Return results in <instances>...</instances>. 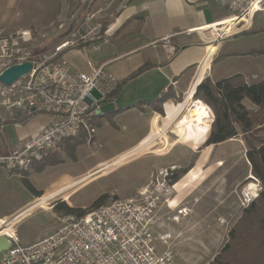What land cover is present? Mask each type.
I'll list each match as a JSON object with an SVG mask.
<instances>
[{
  "label": "rangeland",
  "instance_id": "374dc122",
  "mask_svg": "<svg viewBox=\"0 0 264 264\" xmlns=\"http://www.w3.org/2000/svg\"><path fill=\"white\" fill-rule=\"evenodd\" d=\"M72 3L73 0H0V32L13 34L19 30L30 29L34 34V46L40 47L43 52H49L66 36L64 32L70 28L67 18L73 8ZM64 22L66 27L59 32L57 28ZM255 25L264 26L263 14L257 15ZM43 35L47 37L43 38ZM263 61L264 58L257 66L262 75H264ZM186 98L178 102L180 106L171 105L167 110L171 118L174 112L184 108L173 130L168 134L171 147L166 150H164L166 147L164 141L160 137L167 140L161 128L167 125L169 118L166 121L164 116L163 120L158 121L156 134L161 136L151 139L142 147H146L144 150L136 149L137 151L133 153L134 148L149 131V126L152 127V124H149L152 118L150 119L149 114L140 115L141 111H124L119 119L113 120L112 117L98 119L95 124L96 133L92 137L84 134L82 139L71 143V149L68 150V147L64 146L59 153L48 158L50 165L56 164L55 166L47 167L41 172L44 167L38 165L30 172H20L22 175L27 173L29 176L27 178L39 197L48 193L55 198L48 203V206L42 205L40 199L36 203L35 193L22 180V187L20 186L18 191L14 188L5 206L12 219L18 222L8 221L9 223L4 227L14 230L22 245L43 240L61 227L60 219L65 215H81L82 212L90 211L95 202L105 195L108 198L101 205L109 204L113 200L127 199L128 196L135 197L139 191L160 178L161 173L170 172L175 168L176 173L180 174L197 165L196 157L179 158L182 154L192 156L198 153V157L199 153H203V157L207 156V160L202 161L197 168L199 173L196 179L206 181L200 185L196 201L188 199L184 204L191 206L192 203L195 205L197 202L199 204L196 207L201 212L207 211L205 208L209 206L216 205L218 207L214 209L213 218L205 219V224L189 222L180 226L181 230L173 229V234L177 233V236L166 238V245L161 240V237L168 234L165 228L155 230L154 236L160 251L169 248L174 252L175 264L212 262L229 241L230 230L243 215L245 208L240 201L243 190L247 184L257 183L251 173L247 153L251 147L264 144V129L254 130V133L249 135L240 132L237 138L212 146L208 150L204 143L213 125L212 115L204 102L195 100L196 103L193 104L197 105L192 106L191 102L194 99L185 102ZM139 107L136 109L141 110ZM245 107L253 111L249 103L245 104ZM112 109L115 108L111 104L104 107L105 111ZM202 109L203 112L198 111ZM194 133H200L194 135V141H179L180 138L189 140ZM79 141L83 143L77 146L73 159L68 154L72 153L73 146ZM172 141L183 143L186 147L181 146L171 156L161 158L173 148ZM60 162L62 163L59 164ZM257 187L252 184V191H256ZM228 190H231L234 203L223 200V195H226ZM165 205L167 204L163 206ZM35 208L36 210H32ZM69 208L74 212H70ZM183 211L185 214L182 216L190 214L188 210ZM166 218L167 215L164 220ZM175 219L179 220L178 217ZM208 221L215 222L206 223ZM171 227L173 226H169L168 229Z\"/></svg>",
  "mask_w": 264,
  "mask_h": 264
},
{
  "label": "built area",
  "instance_id": "2783aa9c",
  "mask_svg": "<svg viewBox=\"0 0 264 264\" xmlns=\"http://www.w3.org/2000/svg\"><path fill=\"white\" fill-rule=\"evenodd\" d=\"M203 1L229 10V18L222 22L235 29L229 34H217L212 27L222 22L212 25V46L249 31L257 15H264V0ZM82 18L75 29L64 32L68 33L61 43L49 52L34 46L30 29L13 34L0 32V121L41 114L50 118L23 151L0 158V166L12 172H30L35 164L59 153L67 141L84 134L92 137L96 133L95 122L106 116L104 106H118L121 81L107 64L96 66L91 59L108 40L98 32L101 27L93 25L94 16L85 14ZM65 27L61 23L57 29L63 31ZM163 43L166 50L171 49L169 38ZM68 52L83 56L87 70L76 69L66 59ZM24 64L32 65L28 74L12 85L1 81L6 71ZM173 171L161 173L135 197L113 200L81 215H65L53 235L29 245H22L15 235L2 233L1 229L9 223L3 221L0 237L8 238L11 248L0 254V264H175L174 252L169 248L160 251L153 232L156 212L172 203ZM254 180L257 183L252 184L258 189L253 192L252 184H247L240 198L243 208L249 207L262 192L260 182Z\"/></svg>",
  "mask_w": 264,
  "mask_h": 264
},
{
  "label": "crops",
  "instance_id": "0c3cea01",
  "mask_svg": "<svg viewBox=\"0 0 264 264\" xmlns=\"http://www.w3.org/2000/svg\"><path fill=\"white\" fill-rule=\"evenodd\" d=\"M72 4L73 8L67 18L70 28L67 31L75 29L85 14L94 16L93 25L101 27L98 32L106 37L108 43L102 46L100 52L93 53L91 59L96 66L107 64L108 69L119 78L121 84L126 82L118 95V106L112 105L115 109L106 111L105 117L119 119L124 112L121 111L122 108L140 106L141 110L134 107L125 111H141L140 115L149 114L150 119L152 118L149 121L152 127L149 126V131L134 148L135 150L133 149V153L153 138L159 119H164V116L155 112L146 102L157 100L165 93L172 94V98L163 107L167 121V118L170 119L171 116L167 111L169 106H180L179 99L188 97L189 93L192 90L196 91V88L207 78L213 82H219L241 75L248 83L264 80V75L257 68L259 61L264 58V26L257 27L254 22L249 31L239 33L221 44L212 46L214 33L210 27L230 16L229 10L221 6L203 0H88L87 3H84V0H73ZM227 23L222 22L212 28L217 34L221 32L229 34L235 29L233 26L227 28L225 26ZM64 24L66 25L65 22ZM165 38L170 39V50H166L163 46ZM66 59L76 69L87 70L85 58L76 52L66 53ZM142 68H147V71L129 80L133 73ZM191 103L192 106L197 105L193 104L196 103L195 100ZM247 103L256 110V107L248 100H245L243 104ZM203 109L198 111L203 112ZM49 121V116L41 114L20 123L0 125V158L23 151L25 146L49 124ZM195 134L200 133L192 134L190 139L185 141L193 139ZM163 141L164 147L166 146L164 150L171 147L169 135L167 140L163 139ZM177 141H172V145L178 144ZM174 145L161 158L171 156L181 146L186 147L183 143ZM207 148L210 150L212 146ZM186 150L188 151L187 148ZM197 155L198 153L192 156L184 153L179 157H196L198 163L194 168L187 170L175 184L171 197L172 205L162 206L155 214L153 232L155 233L158 228H165L168 234L161 237L163 240L172 238L173 235L177 236V233L173 234V229L181 230L180 226L189 222L205 224V219L213 218L214 209L218 207L212 205L205 208L207 211L201 212L196 207L199 204L197 202L195 205L191 202V206L184 204L188 199L196 201L200 185L206 181L196 178L199 173L197 168L202 161L207 160V156L204 158L203 153H199L198 157ZM174 171L176 172L177 169ZM23 176L20 172H12L0 166L1 221L14 220L5 210V206L14 188L18 191L19 187H22ZM231 195V190H228L226 195H223V200L234 203ZM35 196L37 203L41 197L36 194ZM181 210H188L190 214L182 216ZM166 215L167 218L164 220ZM176 217L179 220H176ZM212 222L215 221L206 223ZM169 226L173 227L168 229ZM9 231L17 237L14 230Z\"/></svg>",
  "mask_w": 264,
  "mask_h": 264
},
{
  "label": "trees",
  "instance_id": "16d2710c",
  "mask_svg": "<svg viewBox=\"0 0 264 264\" xmlns=\"http://www.w3.org/2000/svg\"><path fill=\"white\" fill-rule=\"evenodd\" d=\"M145 71H147V68L136 71L129 77V80L139 77ZM123 84L120 86L119 94ZM171 98L172 94L165 93L157 100L146 103L152 106L155 112L165 116L163 107ZM191 99L204 102L213 118L212 128L204 143L206 148L233 140L240 135V132L244 135H249L253 134L254 130L264 129V80L248 83L241 75H235L219 82H213L207 78L196 88V91L192 90L189 93L185 102ZM181 100L179 99V102ZM245 100L250 101L257 110L251 111L247 109L243 104ZM134 107L136 106L122 108L121 111L133 109ZM25 120L27 119L18 117L12 121H0V125L20 123ZM83 136L81 135L78 138L67 141L65 147H68V150L71 149V143L82 139ZM82 143L80 141L76 143L72 148V153L68 155L75 159L76 148ZM247 158L251 165L253 177L262 185V192L249 207L244 209L242 217L229 232V241L209 264H264V144L259 147H251L247 153ZM49 159L35 164L34 167L43 165L42 172L47 167L55 166L56 164L50 165ZM185 173L186 171L180 174L172 172L171 183L175 185L181 175ZM27 177L28 175L25 173L23 181L36 194L37 191H35ZM40 197V201L44 206H48V203L53 199L49 194L43 197L41 195ZM107 198V195L100 197L95 202L92 210L102 206L101 204ZM68 210L74 212L71 208Z\"/></svg>",
  "mask_w": 264,
  "mask_h": 264
},
{
  "label": "water",
  "instance_id": "95a60500",
  "mask_svg": "<svg viewBox=\"0 0 264 264\" xmlns=\"http://www.w3.org/2000/svg\"><path fill=\"white\" fill-rule=\"evenodd\" d=\"M31 69H32L31 64H24L22 66L13 67L3 74V76L1 77V81L7 85H12L18 79H20L24 75L28 74L31 71ZM183 111H184V108H183L182 112ZM182 112H181V114H182ZM181 114L179 116H181ZM178 117L176 119H178ZM172 124H170L168 126V128H170L172 126ZM145 148L146 147L142 148V150H144ZM10 248H11V244H10L8 238L0 237V254L6 252Z\"/></svg>",
  "mask_w": 264,
  "mask_h": 264
},
{
  "label": "bare ground",
  "instance_id": "6f19581e",
  "mask_svg": "<svg viewBox=\"0 0 264 264\" xmlns=\"http://www.w3.org/2000/svg\"><path fill=\"white\" fill-rule=\"evenodd\" d=\"M196 102H200V101H196ZM183 107V106H182ZM181 112H182V110H179L178 112H174V115L168 120V123H167V125L165 126V127H163V128H161L163 131H164V135L166 136V137H168V134L170 133V131L171 130H173V126H175V124H176V122L178 121V119L180 118V114H181ZM179 116V117H178ZM178 117V119H176ZM212 120V119H211ZM211 120H210V123H209V126H208V132H209V127H210V124H211ZM173 123V124H172ZM170 124H172V126L170 127V128H168V126L170 125ZM174 129H175V127H174ZM175 131V130H174ZM177 135V134H176ZM196 135V134H195ZM202 135H205V134H202ZM158 136H161L160 134H156V132H155V134L153 135V138L152 139H155V138H158ZM179 137V136H178ZM180 138V137H179ZM160 139H162L163 140V137L161 136L160 137ZM194 137H193V139L192 140H190V141H194ZM180 140H183V139H181L180 138ZM183 141H185V140H183ZM15 220V222L17 221L16 219H14ZM2 221H0V223H1ZM13 229V228H12ZM1 232L2 233H8V234H11V235H14L11 231H9V230H7L5 227H3L2 229H1Z\"/></svg>",
  "mask_w": 264,
  "mask_h": 264
}]
</instances>
